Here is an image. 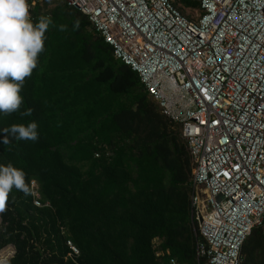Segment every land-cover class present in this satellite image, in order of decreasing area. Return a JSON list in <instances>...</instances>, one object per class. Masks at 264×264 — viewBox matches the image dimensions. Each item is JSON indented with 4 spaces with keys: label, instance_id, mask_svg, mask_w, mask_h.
I'll return each mask as SVG.
<instances>
[{
    "label": "trees",
    "instance_id": "obj_1",
    "mask_svg": "<svg viewBox=\"0 0 264 264\" xmlns=\"http://www.w3.org/2000/svg\"><path fill=\"white\" fill-rule=\"evenodd\" d=\"M48 3L33 9L34 24L42 15L53 23L24 81L20 110L0 112V165L35 181L41 204L15 187L9 194L0 213V250L14 249L7 264H204L191 206L194 164L180 125L161 113L85 15L65 1L47 10ZM175 4L199 8L197 0ZM28 108L33 114L21 117ZM33 121L38 141L3 144V128ZM67 242L78 255L69 256ZM241 255L242 264H264L262 228L252 230Z\"/></svg>",
    "mask_w": 264,
    "mask_h": 264
},
{
    "label": "built area",
    "instance_id": "obj_2",
    "mask_svg": "<svg viewBox=\"0 0 264 264\" xmlns=\"http://www.w3.org/2000/svg\"><path fill=\"white\" fill-rule=\"evenodd\" d=\"M42 1L28 0L30 18ZM64 1L180 125L194 164L198 257L242 264L245 240L264 231V0H197L191 20L174 0Z\"/></svg>",
    "mask_w": 264,
    "mask_h": 264
},
{
    "label": "clouds",
    "instance_id": "obj_3",
    "mask_svg": "<svg viewBox=\"0 0 264 264\" xmlns=\"http://www.w3.org/2000/svg\"><path fill=\"white\" fill-rule=\"evenodd\" d=\"M52 23L50 16L42 15L38 23L34 24L30 18L28 0H0V112L5 115L19 112L23 103L21 90L24 81L37 68L38 56L45 47V33ZM79 27L80 20L77 19L74 30ZM59 30L65 31L66 25H60ZM32 114V108L20 112L21 117ZM37 128L38 123L35 121L27 125L12 124L2 129V142L9 145V137L17 141L36 142L39 139ZM31 182L36 184L35 181ZM31 182L30 185L26 183L22 169L11 163L0 165V213L6 211L13 187L26 196L31 195ZM69 256H73L72 251ZM0 264H7V261L0 259Z\"/></svg>",
    "mask_w": 264,
    "mask_h": 264
},
{
    "label": "rangeland",
    "instance_id": "obj_4",
    "mask_svg": "<svg viewBox=\"0 0 264 264\" xmlns=\"http://www.w3.org/2000/svg\"><path fill=\"white\" fill-rule=\"evenodd\" d=\"M49 3H48V5H47V10L48 9H53V8H55L57 5H59V4H61L62 3V1H64V0H47ZM174 1H176V0H174ZM44 2H45V0H43L41 3H40V5H41V8H43V5H44ZM180 8V7H179ZM181 9V8H180ZM43 10V11H42ZM41 10V12H44V9H42ZM181 11H182V14L186 17V18H188V19H193V18H195V10L194 9H181ZM48 16V15H47ZM175 128V127H174ZM176 130H177V127H176ZM13 254H14V249H13V247H11V246H7V247H5L4 249H2V250H0V259H5V260H8L9 258H11L12 256H13Z\"/></svg>",
    "mask_w": 264,
    "mask_h": 264
},
{
    "label": "crops",
    "instance_id": "obj_5",
    "mask_svg": "<svg viewBox=\"0 0 264 264\" xmlns=\"http://www.w3.org/2000/svg\"><path fill=\"white\" fill-rule=\"evenodd\" d=\"M40 3L41 2H37L36 4H35V6L34 7H36V5H40ZM176 5V4H175ZM178 8H179V6H177ZM34 9V8H33ZM180 9V8H179ZM188 9H191V8H188ZM195 11V16H196V12H198L199 11V8L198 9H194ZM180 11H181V9H180ZM182 12V11H181ZM194 19V18H193Z\"/></svg>",
    "mask_w": 264,
    "mask_h": 264
},
{
    "label": "water",
    "instance_id": "obj_6",
    "mask_svg": "<svg viewBox=\"0 0 264 264\" xmlns=\"http://www.w3.org/2000/svg\"><path fill=\"white\" fill-rule=\"evenodd\" d=\"M198 222H201V218L200 217L198 218Z\"/></svg>",
    "mask_w": 264,
    "mask_h": 264
}]
</instances>
